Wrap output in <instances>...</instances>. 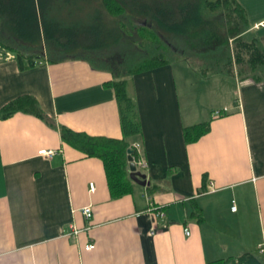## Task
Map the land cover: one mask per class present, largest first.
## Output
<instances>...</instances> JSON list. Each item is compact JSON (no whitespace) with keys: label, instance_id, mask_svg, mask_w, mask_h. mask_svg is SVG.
<instances>
[{"label":"crops","instance_id":"0c3cea01","mask_svg":"<svg viewBox=\"0 0 264 264\" xmlns=\"http://www.w3.org/2000/svg\"><path fill=\"white\" fill-rule=\"evenodd\" d=\"M235 1L264 50V27L252 29L264 20V0ZM42 55L20 70L0 48V109L27 96L46 117L0 119V264H212L244 253L264 259V82L199 78L183 61L129 78L139 133L128 143L149 185L131 182L130 193L112 199L101 162L59 136L64 127L120 139L105 85L110 74ZM206 122L208 132L184 144L182 129ZM40 150L53 154L47 159Z\"/></svg>","mask_w":264,"mask_h":264},{"label":"trees","instance_id":"16d2710c","mask_svg":"<svg viewBox=\"0 0 264 264\" xmlns=\"http://www.w3.org/2000/svg\"><path fill=\"white\" fill-rule=\"evenodd\" d=\"M83 1L87 11L77 3ZM91 13V15H89ZM87 15V16H86ZM0 48L13 54L20 70L48 61L78 59L106 71L118 110L120 139L89 136L59 128L61 141L86 158L98 159L109 197L130 193L126 151L139 125L128 80L133 75L183 61L199 78L226 76L264 82V50L235 0H0ZM173 52V54L171 53ZM46 119L34 100L23 96L0 109ZM208 132V123L182 129L184 144ZM212 264H264L244 253Z\"/></svg>","mask_w":264,"mask_h":264},{"label":"built area","instance_id":"2783aa9c","mask_svg":"<svg viewBox=\"0 0 264 264\" xmlns=\"http://www.w3.org/2000/svg\"><path fill=\"white\" fill-rule=\"evenodd\" d=\"M264 27V20H260V21H257L256 23H254L252 25V29H260V28H263ZM53 152L50 151V150H40L38 151V155L41 156V157H44V158H50L52 156ZM135 166L139 167V168H142L145 166V164L141 161H138L136 162ZM231 211H234V207H230ZM80 213L84 216V218H89L90 217V209L89 208H84L80 211ZM74 234H76V232H74ZM183 234L185 236H188V232L187 230L184 229L183 231ZM84 249L87 251V250H91L92 249V246L89 244V245H86L84 247ZM259 252L262 253L263 252V249H259Z\"/></svg>","mask_w":264,"mask_h":264},{"label":"water","instance_id":"95a60500","mask_svg":"<svg viewBox=\"0 0 264 264\" xmlns=\"http://www.w3.org/2000/svg\"><path fill=\"white\" fill-rule=\"evenodd\" d=\"M126 163H127L126 170H127L128 179L132 183L140 187H147L149 183L145 180V176L136 170V167L130 156V150L126 151Z\"/></svg>","mask_w":264,"mask_h":264},{"label":"rangeland","instance_id":"374dc122","mask_svg":"<svg viewBox=\"0 0 264 264\" xmlns=\"http://www.w3.org/2000/svg\"><path fill=\"white\" fill-rule=\"evenodd\" d=\"M209 1H213V0H209ZM79 6H81L82 7V10L84 11V10H86L87 11V13L86 12H84V13H80V15L79 16H83V14H88V7H87V5H85L84 3H83V1H79L78 3H77ZM89 15H91V13H89ZM87 16V15H86ZM172 54H173V52H171ZM186 89H188L191 93H192V88H186ZM194 94V92L192 93V95Z\"/></svg>","mask_w":264,"mask_h":264}]
</instances>
